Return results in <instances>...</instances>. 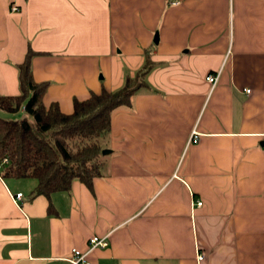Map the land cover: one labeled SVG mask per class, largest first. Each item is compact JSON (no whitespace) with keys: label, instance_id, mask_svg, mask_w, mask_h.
Instances as JSON below:
<instances>
[{"label":"crops","instance_id":"crops-1","mask_svg":"<svg viewBox=\"0 0 264 264\" xmlns=\"http://www.w3.org/2000/svg\"><path fill=\"white\" fill-rule=\"evenodd\" d=\"M29 50L64 113L150 68L92 189L0 176V264H264V0H0V95Z\"/></svg>","mask_w":264,"mask_h":264},{"label":"trees","instance_id":"trees-1","mask_svg":"<svg viewBox=\"0 0 264 264\" xmlns=\"http://www.w3.org/2000/svg\"><path fill=\"white\" fill-rule=\"evenodd\" d=\"M37 54L29 50L19 65L20 95H0L1 111L23 113L16 119L0 116V176L34 179L32 198L50 199L55 192H69L76 181L92 189L94 180L107 169L103 152L109 143L112 115L131 107L134 95L146 87L149 61L121 89H102L84 101L75 100L73 111L64 113L57 104L46 106L42 101L48 84L35 83L31 74Z\"/></svg>","mask_w":264,"mask_h":264},{"label":"built area","instance_id":"built-area-1","mask_svg":"<svg viewBox=\"0 0 264 264\" xmlns=\"http://www.w3.org/2000/svg\"><path fill=\"white\" fill-rule=\"evenodd\" d=\"M173 3H176L175 1H173ZM13 11H18V7L14 6L12 8ZM219 77L220 74H211L208 77H206V80L208 83H210L213 87H215L218 82H219ZM198 139V136L196 133H194V135L192 136V140H196ZM23 197L22 193L16 194L14 196V200L16 202H19ZM198 206H202V202H198L197 203ZM108 236L105 237H98L95 236L93 238L90 239L89 241V250L87 252H82L78 249H73L71 251V257L69 258V261L71 264H91L90 260H89V254L91 251L97 249V248H102L105 249L108 247L109 242H108ZM204 257L203 255L199 256V260H202Z\"/></svg>","mask_w":264,"mask_h":264},{"label":"rangeland","instance_id":"rangeland-1","mask_svg":"<svg viewBox=\"0 0 264 264\" xmlns=\"http://www.w3.org/2000/svg\"><path fill=\"white\" fill-rule=\"evenodd\" d=\"M0 116L1 117H4V118H13V119H16V118H20L21 116H23V113L22 112H19V113H7V112H4V111H1L0 110ZM107 156V159H109L108 155Z\"/></svg>","mask_w":264,"mask_h":264},{"label":"water","instance_id":"water-1","mask_svg":"<svg viewBox=\"0 0 264 264\" xmlns=\"http://www.w3.org/2000/svg\"><path fill=\"white\" fill-rule=\"evenodd\" d=\"M110 153H111L110 150H105V151L103 152L104 155H108V154H110Z\"/></svg>","mask_w":264,"mask_h":264}]
</instances>
